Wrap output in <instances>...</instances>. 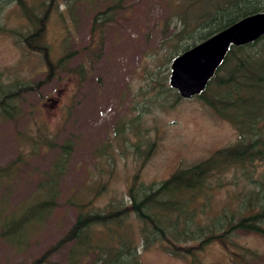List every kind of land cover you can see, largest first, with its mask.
Masks as SVG:
<instances>
[{
  "label": "rangeland",
  "instance_id": "rangeland-1",
  "mask_svg": "<svg viewBox=\"0 0 264 264\" xmlns=\"http://www.w3.org/2000/svg\"><path fill=\"white\" fill-rule=\"evenodd\" d=\"M193 2L125 0L109 11L112 21L92 30L95 12L112 0L77 1L73 16L57 12L47 22L46 49L23 46L16 35L0 32V84L31 86L0 112V264H31L68 231L78 202L94 195L92 204L99 207L128 198L133 182L164 179L237 139L232 123L201 98L166 89L169 59L181 43L174 35L182 27L180 8L196 12L211 4ZM59 7L68 5L60 0ZM22 20L8 3L6 24ZM66 140L73 148L59 177L57 205L38 223V200L49 196L47 174ZM235 172L241 175L229 170L224 181ZM233 189L217 188L214 205ZM139 246L143 264H189L160 245ZM70 248L55 252L49 264H70ZM200 254L211 264H236L241 255L251 260L240 264H264V232L239 230Z\"/></svg>",
  "mask_w": 264,
  "mask_h": 264
},
{
  "label": "trees",
  "instance_id": "trees-1",
  "mask_svg": "<svg viewBox=\"0 0 264 264\" xmlns=\"http://www.w3.org/2000/svg\"><path fill=\"white\" fill-rule=\"evenodd\" d=\"M77 1L81 0H63L68 5L63 11L60 0H0V32L16 35L23 46L46 49L42 39L47 22L57 12L64 15L67 11L73 16ZM123 1L112 0L106 10L95 12L92 30H101L105 22L112 21L114 16L109 11L112 7L117 11ZM188 1L190 6L194 3ZM208 1L211 4L196 12L180 8L182 27L174 35L181 43L169 61L236 19L264 11V0ZM8 3L17 6L22 25L6 24ZM67 58L68 54L59 65ZM167 88L173 86L167 84ZM30 89L29 84H0V112L8 111V105L14 106L16 97ZM178 96L183 97L179 92ZM195 96L232 123L237 139L204 159L176 168L164 179L133 182L128 198H114L99 207L92 204L94 195L78 202L80 209L68 231L31 264H49L51 256L67 245L71 246L70 264H143L139 243L145 248L160 245L168 253L189 260V264H211L200 254L211 242L228 241L239 230L264 232V35L231 45L216 74ZM72 148L71 141L61 144V152L47 174L44 190L49 196L38 200V223L45 211L57 205L59 177ZM236 168L241 175L235 172L234 179L224 181V175ZM228 184L235 189L229 190L226 201L214 205L216 189ZM241 260L249 263L251 259L241 255Z\"/></svg>",
  "mask_w": 264,
  "mask_h": 264
},
{
  "label": "water",
  "instance_id": "water-1",
  "mask_svg": "<svg viewBox=\"0 0 264 264\" xmlns=\"http://www.w3.org/2000/svg\"><path fill=\"white\" fill-rule=\"evenodd\" d=\"M264 35V11L248 13L181 51L171 63L170 83L183 97L199 94L224 62L231 45Z\"/></svg>",
  "mask_w": 264,
  "mask_h": 264
}]
</instances>
